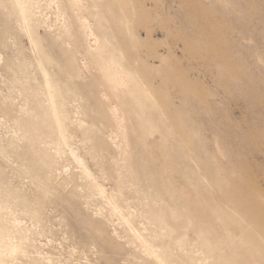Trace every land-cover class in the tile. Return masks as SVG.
<instances>
[{"label":"rangeland","instance_id":"1","mask_svg":"<svg viewBox=\"0 0 264 264\" xmlns=\"http://www.w3.org/2000/svg\"><path fill=\"white\" fill-rule=\"evenodd\" d=\"M0 264H264V0H0Z\"/></svg>","mask_w":264,"mask_h":264}]
</instances>
